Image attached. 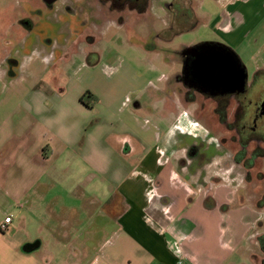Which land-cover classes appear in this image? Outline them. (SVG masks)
Returning <instances> with one entry per match:
<instances>
[{"label": "crops", "instance_id": "obj_1", "mask_svg": "<svg viewBox=\"0 0 264 264\" xmlns=\"http://www.w3.org/2000/svg\"><path fill=\"white\" fill-rule=\"evenodd\" d=\"M216 1L225 3L226 18L208 12L198 15L199 22L223 26L226 41L220 44L238 54L249 24V29L255 24V7L249 6L251 0ZM15 65H0V77L18 76ZM114 83L107 82L110 93ZM39 88L21 102L22 114L13 113L22 131L16 125L0 142L8 152L0 161V183L8 184L13 173L23 176L21 184L11 182L14 201L0 218L1 227L12 215L7 229L0 228L2 237L9 235L8 254L0 264H179L181 258L183 264H246L241 261L245 249L253 263H261V253L249 249L259 212L251 208L234 218V209L222 208L227 198L219 202L178 171L174 146L182 144L185 125L163 133L143 127L132 111L125 117L95 111L81 96L87 89L96 95V90L81 86L73 93L71 81ZM124 102L141 107L129 96ZM31 128L18 142L16 136ZM188 128L198 135L197 128ZM36 242L33 251H24ZM43 245L41 255L32 254Z\"/></svg>", "mask_w": 264, "mask_h": 264}, {"label": "rangeland", "instance_id": "obj_2", "mask_svg": "<svg viewBox=\"0 0 264 264\" xmlns=\"http://www.w3.org/2000/svg\"><path fill=\"white\" fill-rule=\"evenodd\" d=\"M165 1L168 0L154 2L136 26L127 28L116 23H101L106 27L105 32L92 38L87 37L94 35L91 28L81 25L82 19L73 17L71 12V8L86 6H78L73 0H56L52 5L43 0H0V65L5 68L9 61H17L15 69L18 72L15 77L6 74L0 77V142L7 140L16 125L22 131L13 113L24 112L20 104L25 98L32 96L39 87L48 89L54 83L67 85L70 81L73 93L81 86L96 90L95 111L121 117L131 115L129 111H132L135 117L142 119L143 127L157 128L163 133L173 127L182 129L179 126L184 128L185 125L187 131L180 133L182 144L174 146L178 171L186 174L192 187L201 186L211 196L216 198L217 195L219 202L227 198L228 203L223 210L234 209L231 213L234 218L251 208L258 211L260 220L250 237L249 249L260 252L264 257L259 240L264 235V159L256 158L254 165L245 166V161L250 160L258 145L251 143L244 156L245 161L237 162L235 156H241V146L236 132L228 130L221 122L211 99L199 92L188 95L185 93L187 87L178 80L184 71L180 52L185 47L203 42L224 43L227 32L221 25L205 26L204 21L187 23L183 31L180 26L171 29V26L167 27L165 17L171 11L166 10ZM202 1V6L198 5L200 0L197 2V15L208 12L216 16L227 14L225 3ZM249 6L255 7V24L251 29L249 24L245 39L237 46V53L246 65L249 80L253 81L257 71L264 69V0H251ZM24 19L32 20L34 28L29 29L23 23ZM92 25L95 26L91 21ZM82 29L83 34L80 33ZM107 82H115L113 93L107 90ZM100 83L106 86L100 88ZM128 96L132 100L138 99L141 107L135 108L133 102L130 107H126V102L122 105ZM115 98L112 104L111 100ZM231 108L227 109L228 122L233 117ZM186 111L190 118H185L186 114L182 117ZM146 120L147 123L144 122ZM188 127L197 128L195 132L198 135L189 134ZM33 128L17 135V141L20 142L23 135L31 133ZM193 146L198 147L197 152L204 154L206 159L201 160L196 154L189 158L187 153ZM7 153L0 146V158L3 157L0 161L7 159ZM6 177L7 174H2L3 181ZM22 179L23 176L13 173L12 178L8 176V184L0 183V218L14 201L11 182L16 184L19 180L21 184ZM210 199H207V205L212 204ZM243 206L244 209L240 210L239 207ZM258 233L261 235L257 237ZM6 238H9L8 234ZM6 238L0 235V250L3 249L0 261L5 260L8 254ZM44 249L43 245L32 254L41 255ZM241 261L259 264L257 261L253 263L246 249Z\"/></svg>", "mask_w": 264, "mask_h": 264}, {"label": "flooded vegetation", "instance_id": "obj_3", "mask_svg": "<svg viewBox=\"0 0 264 264\" xmlns=\"http://www.w3.org/2000/svg\"><path fill=\"white\" fill-rule=\"evenodd\" d=\"M43 1L50 3V5L56 2V0ZM156 1L158 0H73L74 3L79 4L78 6L86 7L71 8V12L73 17L82 19L80 21L81 25L86 26L85 28L90 27L94 35H96H87V37L94 38L99 37V35L105 32L104 29L106 27L105 25H100L101 23H116L119 27L126 26L127 28L136 26L137 22L143 15L149 12L151 5ZM200 1L202 2V0ZM197 2L198 0L165 1L164 5L166 10L171 11L170 14H165L168 20L167 27L171 26L170 28L174 29L176 26H180V30L183 31V29L187 27V23L193 24L195 21L199 22L200 19L196 10L201 2H199L198 5ZM30 19H24L23 23L27 25L29 29H33L34 25H32V20L30 21ZM91 21L95 26H90ZM80 31V33L83 34L84 29ZM214 44L218 45L220 43L214 42ZM188 47H185L180 52L182 61L187 68L192 56L183 55V51ZM223 47L233 52L228 46L223 45ZM12 63H14V60L9 61V64ZM186 79L190 85L187 91L193 90V93L199 92L206 98L211 99L215 103L214 111L218 114L221 122L226 124L228 130L236 132L239 138V145L241 146V156L239 154L236 155V161L241 162L242 159L245 161L244 156L247 155V150H249L248 146L253 142H256L258 146L251 154L250 160L248 162L245 161V166L249 168L254 165L256 158L264 159V106L262 104L264 93V69L262 68L257 71L253 81H250L248 77L244 92L235 90L231 93L221 94L211 90L204 91L200 87L194 86L195 82L192 80L188 71ZM222 106H226L227 109L232 106L233 117L229 122L227 117L228 111L227 109L225 112L222 111ZM195 151H198V147L196 146L192 150H189L187 153L189 158L196 154L201 160L206 159L204 154L201 155V153L198 152L194 153ZM208 195L210 194L208 193Z\"/></svg>", "mask_w": 264, "mask_h": 264}, {"label": "water", "instance_id": "obj_4", "mask_svg": "<svg viewBox=\"0 0 264 264\" xmlns=\"http://www.w3.org/2000/svg\"><path fill=\"white\" fill-rule=\"evenodd\" d=\"M213 43L189 46L183 51V55L192 56L188 73L195 82L194 86L221 94L235 90L244 92L249 77L246 65L238 54ZM262 104L264 106V93ZM37 246L38 242L29 243L23 249L31 252Z\"/></svg>", "mask_w": 264, "mask_h": 264}, {"label": "trees", "instance_id": "obj_5", "mask_svg": "<svg viewBox=\"0 0 264 264\" xmlns=\"http://www.w3.org/2000/svg\"><path fill=\"white\" fill-rule=\"evenodd\" d=\"M213 43V42H212ZM209 42H203L201 44H199L198 46H202V45H208ZM214 44V43H213ZM187 71H188V68L187 66L185 65L184 66V71H183V74L179 75V78L182 80V82L184 83V85L188 88L190 85H189V82L187 81L186 77H187ZM188 95L189 94H194L193 93V90H188L186 92ZM194 98H191L190 100H193ZM97 97L96 95H94L90 90H86L84 92V94L81 96V101L86 104L88 107H94V104L96 103L97 101ZM225 105V104H224ZM223 108H221L222 111H226V106H222ZM210 194V193H209ZM211 196V194L209 195ZM209 198V197H208ZM207 198V199H208ZM210 206V205H209ZM223 208V206H222ZM260 244L262 246V249L264 251V235L260 236ZM260 264H264V257L262 258L261 260V263Z\"/></svg>", "mask_w": 264, "mask_h": 264}, {"label": "built area", "instance_id": "obj_6", "mask_svg": "<svg viewBox=\"0 0 264 264\" xmlns=\"http://www.w3.org/2000/svg\"><path fill=\"white\" fill-rule=\"evenodd\" d=\"M12 221V215H9V216H7L6 218H5V220H4V223L1 225V230H6L7 229V227H8V224L10 223ZM182 246L181 245H179L178 246V250H179V252L178 253H180V256L182 255L183 256V250H182V248H181ZM184 263V261H183V259L181 258L180 260H179V264H183Z\"/></svg>", "mask_w": 264, "mask_h": 264}]
</instances>
